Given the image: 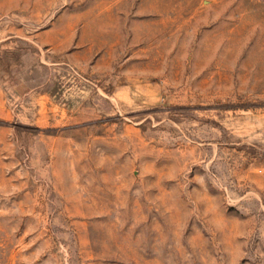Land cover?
Listing matches in <instances>:
<instances>
[{
  "label": "rangeland",
  "instance_id": "1",
  "mask_svg": "<svg viewBox=\"0 0 264 264\" xmlns=\"http://www.w3.org/2000/svg\"><path fill=\"white\" fill-rule=\"evenodd\" d=\"M0 264H264V0H0Z\"/></svg>",
  "mask_w": 264,
  "mask_h": 264
}]
</instances>
